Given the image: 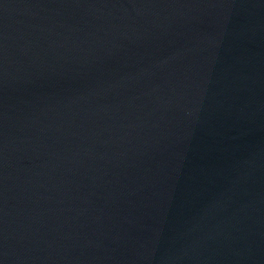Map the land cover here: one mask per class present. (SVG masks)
<instances>
[{
  "label": "water",
  "instance_id": "water-1",
  "mask_svg": "<svg viewBox=\"0 0 264 264\" xmlns=\"http://www.w3.org/2000/svg\"><path fill=\"white\" fill-rule=\"evenodd\" d=\"M0 264H264V0H0Z\"/></svg>",
  "mask_w": 264,
  "mask_h": 264
}]
</instances>
